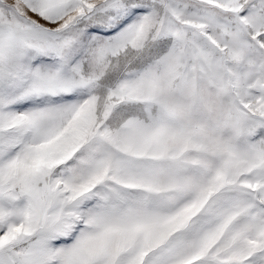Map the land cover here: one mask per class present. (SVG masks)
Wrapping results in <instances>:
<instances>
[{
	"label": "snow or ice",
	"instance_id": "snow-or-ice-1",
	"mask_svg": "<svg viewBox=\"0 0 264 264\" xmlns=\"http://www.w3.org/2000/svg\"><path fill=\"white\" fill-rule=\"evenodd\" d=\"M0 264H264V0H0Z\"/></svg>",
	"mask_w": 264,
	"mask_h": 264
}]
</instances>
